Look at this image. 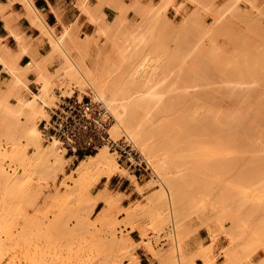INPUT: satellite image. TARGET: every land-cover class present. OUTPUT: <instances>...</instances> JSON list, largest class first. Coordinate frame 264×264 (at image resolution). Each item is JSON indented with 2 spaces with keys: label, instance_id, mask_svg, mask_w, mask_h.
I'll return each mask as SVG.
<instances>
[{
  "label": "rangeland",
  "instance_id": "374dc122",
  "mask_svg": "<svg viewBox=\"0 0 264 264\" xmlns=\"http://www.w3.org/2000/svg\"><path fill=\"white\" fill-rule=\"evenodd\" d=\"M231 1L232 0H160L159 2H154L151 0L145 2L134 0L135 3L133 1L129 2L132 5L131 7H129L130 4L128 3L129 5L123 4V7L121 8V11L123 13L122 18L125 25L127 23L142 25L141 30L143 28L145 29L143 30L144 33L142 32V35H147L145 33H148L147 38L152 37L155 34L156 36L159 35L158 37L161 38V35L162 37H164V34L166 33L167 35L165 34V37L163 39L161 38V40L162 42L165 41L163 43H166L169 40V48L171 46L174 47V44L178 41V39L179 43H181V39H184V44H180L182 48L187 46L188 44V48L190 45V49H195H193L194 53L197 51L200 52V50H198L199 47L197 48V51L195 48L197 46L196 43H198L197 41H199L198 45L200 47L202 45L208 47L210 42L208 43V38L205 36L207 34L206 30L208 29L211 32V29H213L209 36H211L212 33L215 32L213 33L214 35H212V39H215V41H209L212 42L210 46L213 43H216V50H218L217 56L212 55V53L209 51L211 53V57H209L208 59H204L201 57L204 60L202 61V64L203 62L208 60L206 61V63H204V66L202 65L203 67H200L197 64V60H202L197 55H194L192 57V55L190 54L191 60H189L190 55H186L184 59H188H186L185 61L183 59L182 62L178 60V62L176 61L174 55L172 56V50H169L168 52L157 51L155 53L148 54L150 55V60L149 63H146V66L148 68L153 67V69H155L156 71V79L154 80L155 82H152L151 87L152 90L157 93L156 97L160 102V107L159 104L157 105L158 108H164L166 106L165 109L176 108L188 109L191 111L194 109L193 112L195 111L196 116L199 112V114H204L205 108L206 110L216 109L217 111H224L227 109L226 111H233L234 114L235 112L236 114H239L237 110L234 109L240 108L239 112L250 110L249 112L246 111L247 113L244 114L242 112V117H245L244 121L246 118L247 119L245 121V124L244 121L241 122V125L239 124V126L242 127H240V129L239 127H236L237 125L235 126L233 124H231L233 128L230 125L224 127L220 125V127L222 128L218 126H216V128L210 126L206 129L210 130L211 128L213 130L209 131L210 134H213V132L216 133V136L214 138H212L211 136V141L214 139V143H209V147L212 146L211 148H213V150L209 149L208 154H210V156H213L210 157L208 154H200L195 157L201 163V166L202 164H205L207 166L204 165L202 166L204 168L200 167L194 170H184L182 168L183 163L181 165L178 163V170L180 171L178 172L179 174L183 172H185V174L189 173L190 175H192V177L194 176L197 179H202V181H207V185L209 186V192L204 194V191L201 193L202 190L200 189L201 191H199L198 187L196 186H192L193 190L195 191H193L191 188H188V191L191 192V195L189 194V197L185 195L187 198L180 200L179 203V212L184 216V220L181 221V224L177 222V219L179 218H177L178 216H175L176 210L175 208H172L170 206L166 194V205H163L161 214L159 215V213H156L153 210V204L151 203V201L158 193L157 189L161 188L162 186L160 184L161 182H159V179L157 178V180L156 177L155 180L157 181L154 180L156 184H150L151 180L149 181V179H151L155 175L154 172L141 177H136L133 171L128 170L122 165H118L119 170L121 169L119 171L120 174L118 173L116 175H112L110 178L103 177L94 184L91 183L92 185L90 184V182H93V180L95 179V175H91V177H89L90 179L88 178V184L91 185V190L87 196V189L83 186H80V177L75 170L80 160L86 159L87 155H92L96 151L87 153L85 154V156L80 155L78 158H76L65 154L64 150H62L64 152H60L59 150V152L62 153L64 157V163L62 162V169V166L60 165L55 170L48 171L41 168L42 163H39L37 166H35V161H33L34 167L31 168L30 163V167L26 170L24 169V165L22 164L23 161H21V159H18L16 155L13 154L12 142L10 141V139H6L1 136L0 151L2 166L4 167L7 175H11L9 176V178H14V175H16L17 181L20 183L16 184L17 188H15L16 186L14 187L15 189L13 188L14 192H12L15 195H13L11 191L10 193L12 195H7L6 193H4V190L0 189V246H2V249L0 248V264H142L140 256L138 255L139 250H144L147 254H149L150 260L148 264H195V260L200 257V253H203L205 256L207 255L208 257H206L207 259H209V262L211 264H222L220 262H223V260L225 259L224 251L228 249L229 246H231L229 248L236 247L239 244H243L242 239L243 241L247 240L246 238H243L242 235H239L240 231L239 233L234 232L235 228L233 226V219L231 217H233L232 215H234L235 213L237 214V217L240 219V221L243 222V229L241 232L253 233L256 231L258 237L254 241H246L247 245L250 246V248H252L253 250V256L251 255V259L244 264H264V182H262L264 181V171L259 172V168L261 165L262 166L260 169L264 170V168H262L264 167V157H262L264 156V129H262L264 128V124H262L264 123V118L260 119V117H264V114H260L261 111V113H264V103H262L264 102V98H259L260 94L262 97H264V71L261 70L264 69V62H261L262 60H264V53L261 54V51H264L261 49V47H264V5H262L264 4V0H238L233 4H231ZM228 5H231V9L232 7H235V9L229 11V9H227ZM135 6H137V8L139 7L140 9L138 8V10H135ZM79 7L83 12H86L89 15L88 19L93 23V28L89 29L87 32L76 31V29H74V26L68 29L71 31L70 33L74 34V36H76L75 34H77L76 37L79 39V41L80 36H84L88 41H91L97 29L94 18L95 16H97L96 18H98L99 14L97 11L91 13L87 6L82 7V5H79ZM115 7L117 9V14L119 11L118 6ZM129 10L132 13L131 15L126 16V13H128ZM114 18L109 21L104 19L107 27H112L111 23L113 22ZM142 19L144 20V22ZM126 20L128 21L127 23ZM185 20L188 21H186L187 25H185ZM140 22L143 23L140 24ZM230 22H233V25L231 24L232 26L230 25ZM194 24L196 25L194 26ZM220 24L224 27V29ZM125 25L121 27L120 30L124 31ZM200 25H202V29ZM39 26L42 29V34L47 37L52 48V40L50 42V33L53 31L52 33H54L55 36L58 37L62 35L63 31L58 34L56 30H54V28H46L42 25ZM184 26L186 27L185 32L187 33L192 31L193 29V31L190 32L191 34L188 33L189 35H183L182 31L185 28ZM221 27L224 31L220 30ZM187 29L189 31H187ZM225 29L228 31L226 32ZM232 30L235 32L234 34ZM198 31L202 32L199 33ZM230 31L231 35H229ZM223 32H226V34H224ZM192 33H196L198 36H201V39L197 40L199 38L195 37L194 40ZM239 33L244 34L245 36L240 37L242 38V41L240 39V41L237 40L239 36H241V34L238 35ZM107 34L105 35L104 40L100 42L101 50L106 54L108 53V41L112 40L113 38L117 39L119 37V34L114 35L115 33H112V31L107 32ZM217 34H220L219 37H217ZM225 35L226 37H224ZM214 36H216L217 38H214ZM228 36H230L231 39ZM203 37H205L204 42L206 45L204 43H200L201 41H203ZM233 37L234 39H232ZM191 39L193 40V42ZM244 39H246L245 44L243 43ZM250 42L251 44H249ZM247 43L249 45L248 49H246ZM243 44L245 45V47ZM204 46H202V49H206ZM173 47H171L170 49H173ZM211 48L215 50L213 46ZM219 48L221 51L219 50ZM258 48H260L261 50H258ZM208 49L210 50V48ZM219 51L222 53V56L219 55ZM258 51H260V54ZM122 53V57L113 54L109 57V59L105 60L106 62H100L98 65L100 70L103 69L105 71L107 79L110 83L121 82L122 76L125 75L126 71L128 70L127 62L131 59L129 56L130 50H125ZM210 53L208 54L210 55ZM73 55L75 54L73 53ZM213 56L215 59L213 58ZM218 56L222 57V59L221 57H219L220 61L222 60L221 62L219 61ZM58 57L59 56H56L57 59ZM59 58L61 60H58L63 62V57L60 56ZM153 59L155 62L153 61ZM194 59H196V61ZM209 59H211V61ZM223 60H225L228 64ZM209 61L210 63H208ZM194 62L200 67H196L200 70V73H198V75L195 74L199 72L198 69H195L197 70L196 72L194 71L195 73L191 72L192 70L190 71V69L194 67ZM212 62H214V64ZM153 63H155V65H157L158 67ZM187 63L188 65L190 64V66H188ZM60 64L61 63L59 62V65ZM87 64L90 66L89 61ZM199 64H201V61L199 62ZM173 65L175 66V69L173 68ZM58 66L56 67L57 69ZM166 67L169 71L166 69ZM170 68H172L173 71L175 70V72H173ZM206 68L208 70H206ZM226 68H228V70ZM57 69H54L53 73L55 71L57 72ZM106 69H114V72L106 71ZM163 69L165 72L163 71ZM124 70L126 71L124 72ZM208 71L211 73H209ZM53 73H49L51 75H49V79L47 80L49 83H46V90L48 94L50 93L49 101L51 105L49 104L48 106V117H46L45 119L49 118L51 108L54 107L56 105V102L59 101V96H66L70 92L78 93V95L81 96V94L83 95L87 91L92 90V88L88 86L82 88L80 87V85L76 84V81L74 84L72 80L71 81L73 83L71 82V84L73 86H70V79L64 76V80L60 79L59 81V77H62L60 75L58 78L56 77V75V78L53 79L52 82V78H54L52 77ZM220 73H222L224 76L221 77L222 74ZM160 74L162 76H160ZM200 76L206 79H201ZM226 76H228V79L226 78L227 80L225 79ZM10 78H12V76H10ZM25 80L28 85V79ZM162 80L163 82H161ZM8 81L9 80L3 83L4 88L5 84ZM36 82L38 84L37 91L33 92L30 89L27 90V88L25 87H22L20 89V93L24 99H32L33 93L41 92V90L45 87L44 83L41 84L37 80ZM74 85H77V87H74ZM169 85L171 86L169 87ZM4 88H2L0 83V90H3ZM167 88L169 89L167 90ZM177 90L179 91V93ZM100 95L105 99L106 95H103L102 93H100ZM252 95L254 98L252 97ZM255 98H259L261 99V101H259V99H256V102H254ZM220 99L221 101H223L221 102ZM9 101L11 103H14L16 101L15 97H13L12 95L9 96ZM226 101L227 104L224 103ZM229 101L233 104L231 107V103ZM177 104L180 106V108ZM193 104H195V107ZM240 104L242 105L240 106ZM202 105L205 107H203ZM227 105H229V110ZM254 112L256 115H254ZM1 115H3V109H0V116ZM251 119L253 121H251ZM23 121H25L24 117L21 118L20 122L23 123ZM242 123L245 127H243ZM194 129L195 128L192 127L190 131L192 132L193 130L192 133L195 137L193 139L198 140L200 137L197 135H199V130L201 128L198 129L197 126V128L195 129H198L199 133H197L198 131H196L195 133ZM218 129H220V131ZM230 129H236L238 133L241 131H246V136L249 137L246 140V137H244L243 135V140L247 141V143L242 139V143H240L241 140L239 139V142H237V137H235L236 131L234 132L232 130L233 133H235L233 135L236 138L234 139V142V140H232L233 136L232 133H230ZM250 129H252V131ZM225 130H229V133ZM201 131L203 130L201 129ZM222 131L224 133L226 132L227 136H232V139H230L229 137L228 139L232 140L233 143L230 142V144H228L227 142L230 148H232L231 146L233 145L235 147L237 145V148L239 151L241 150V153L243 151L245 152L242 153L244 155H242L243 157H241V159L238 155L241 153L236 152L238 151L236 148H232L237 154V157L239 156L237 158L238 162L236 161L232 163V165L234 164L232 167L227 166L228 163L225 161L226 159H220V154L218 155L217 153H215V151L219 150V147H223V145H225L227 141V138L224 139L225 137L223 138V135L220 134H223ZM122 132L123 131L120 130V135L118 136V138L125 134V132ZM250 132L252 136L251 134H249ZM240 134H238V138H241ZM226 135L224 134V136ZM218 136L220 138L222 137V139L226 141H220V138H217ZM40 139L42 140L41 142L43 145L49 144L48 142H45L43 140L41 134ZM217 139H219V142H215L217 141ZM206 140L207 141L205 142V144L210 141L208 139ZM238 143L242 145V149L241 147H239L240 145H238ZM182 145L185 147L183 143ZM17 146L21 150L23 148L26 149V158H28L29 156L28 160L31 159L32 155L35 154L34 152H36V149L32 144L27 145L24 141H21L19 144H17ZM205 146L209 148L208 144H206ZM243 146L246 151L244 150ZM106 150L110 152L107 147ZM112 156L116 160L115 155L112 154ZM256 156L260 159L261 162L256 158ZM147 160L153 167L152 161L149 159ZM191 160L194 161V158H192ZM49 161H53L51 157ZM177 161L184 162V160L180 157ZM258 161L260 165H257ZM248 162L249 164H247ZM241 163L243 166L245 165V167L240 165ZM236 166L238 169L236 168ZM240 166H242L243 171L246 170L243 168H246V166L249 167L248 169H250L249 172L251 173H248V175H250V180H254L255 182L252 181L253 186H249L250 189H246L245 183L243 185L242 183H239L245 188V190L242 189L243 192H240L242 187L239 186V188L241 187L239 191L240 193L237 194V191L235 192L233 190L234 192H231L229 194V183H231L230 186L232 188V186L235 187V185H233L236 183L235 181H243V176L245 173L243 174V178L241 179L240 177L243 172L239 173V171L241 172ZM250 166L252 167V169ZM256 170L259 172V174L256 173ZM224 171H226L227 174ZM251 174L254 175L253 179ZM248 175L246 173V177ZM133 177H135L134 180L136 178L137 179L134 181L132 180ZM131 180L135 183L138 182V185H134L135 183H133ZM247 181L248 180H246V183ZM256 183L258 184L256 185ZM104 186H106L108 197L113 200V205L110 208V224H107L105 221H103V213L109 209L108 205L99 202L95 206L94 210L90 211L91 205L95 198L94 196H97L99 193H101L104 189ZM137 188L142 189V191H137ZM235 194H237L238 196ZM244 194L248 196L244 197ZM8 196L11 197V199ZM222 199L226 200L223 201ZM236 200L237 202H235ZM227 201H230V204ZM160 217H163V219ZM171 226H173V228ZM172 231H174V235L171 233ZM199 234L206 235V238L201 239L199 237V241L197 242V251L194 253H190V241L193 237H195L196 235L198 236ZM229 235L232 237L233 241H231V237H229ZM240 236L242 239L237 240L238 238H240ZM162 239H165V241L162 242ZM114 240L125 244V247L122 248L121 252L117 256L113 254L115 246L113 242ZM235 241L236 246H232V242L234 243L233 245H235ZM127 248L129 249L128 251ZM202 263L205 264V261L203 259Z\"/></svg>",
  "mask_w": 264,
  "mask_h": 264
},
{
  "label": "bare ground",
  "instance_id": "6f19581e",
  "mask_svg": "<svg viewBox=\"0 0 264 264\" xmlns=\"http://www.w3.org/2000/svg\"><path fill=\"white\" fill-rule=\"evenodd\" d=\"M22 1H24L26 3L25 0H22ZM116 1L118 2V0H116ZM132 1L134 2V0H132ZM237 1L238 0H232L231 4H233V3L237 2ZM30 3L31 2H29V4ZM117 5H115V6H117ZM122 5L123 4L119 3V6H120V7L118 6V10L119 11L116 14L113 22L111 23L112 27H107L106 26L105 20H104L105 14H104L103 11H101V13H99L100 15L98 16V18H96L97 16L94 15L95 18H96V19L94 18V22L97 25V29H96L95 34L93 33L94 36L92 37L91 41H88L84 36H80V41H79V39L76 37L77 34H75L76 36H74V34L70 33L71 31L68 28H65L63 30L62 35H60L58 37H56L55 34L52 33L53 31L51 30L52 32L50 31L51 32L50 33L51 34L50 42L52 40V49H51V51L49 53H47V55L44 57V59L42 58L43 61H41V63H39V62L35 63L33 61V63H29V64L24 65V66H20V65L17 64V61L19 59L18 57H20V55L23 52V50H19L21 52H18V53H13V52H9V51L0 52V62L4 65V68L8 71L10 76H12V78H10L9 81L5 84V88L3 90L2 89L0 90L1 91L0 92V109H3V115L0 116V137L3 136L6 139H10V141L12 142L13 154L16 155V157L18 159H21V161H23L22 164L24 165V169H26V170L30 167V163H31V168L34 167L33 161H35V166H37L39 163H42L41 168L42 169H46L48 171L55 170L60 165L62 166L61 169L63 168V163H64L63 162L64 161L63 158L64 157H63V154L60 153L61 151L59 152L57 143L55 141H53V142H50L49 144L43 145L42 142H41L42 140L40 139V134L41 133H39V129H38L39 123L42 120H44L46 117H48L47 112H48V106L50 104V101H49L50 100L49 99L50 98V93L48 94V92L46 90L47 89L46 83L48 82L47 80L49 79V75L50 74L47 71L46 65H47V63H52V61L56 58V56H59V57L61 56V57H63L62 60L63 59L64 60H63V62L59 61L61 64L58 66V69L55 68V69H57V72L55 71L56 74H55V72L53 73L52 77H54V78L51 77L52 78V82H53V79H55L56 77L58 78L59 75H60L62 77H59V81H60V79L64 80L63 78L66 77V78L70 79L69 80L70 86H73L71 84L72 81L74 82V84H75V81H76V84L80 85V87H82V88L87 87V86L91 87L92 90L97 95H99L100 97H102L100 95V93H102L103 95H106L107 98L106 97H105V99L103 97L102 98L106 101V104H107L109 110L111 111V113L113 114L114 119H115V122L112 124V126L110 128V131H109L111 137L113 139H118V136L120 135V130L125 132V134L127 136H129L133 140V142L135 143L136 147L141 151V153H143L145 158L151 160L152 163H153V167L152 166L151 167H152L153 172H154L155 175L153 176L154 178L152 177L151 179H149V181L151 180L150 184H153V185L156 184L155 181H157L158 179H159V182H161L160 183L162 185L161 188L157 189L158 193L154 196L153 200L151 201V203L153 204V210L156 213H159V215L161 214V212H162L161 210L163 208V205L166 203V195H167L170 206L172 208H175V210H176L175 216L176 217L178 216L177 218H179V219H177L178 220L177 222H179V224H181V221L184 220V216L179 212V203H180V200L187 198L186 196L189 197V194L191 192L188 191V188L189 189L191 188L193 190L192 186L193 187L196 186V187H198L199 191L202 190L201 193L204 191L203 192V194H204V193H208L209 192V190H208L209 186L207 185V181H205V180L202 181V179H197L194 176H193L194 177L193 178L192 175H190L189 173L185 174V172H183V173L179 174L178 172H180V171L178 170L179 169L178 168V163L180 165L183 163L182 168L184 170H188V169L194 170V169H197V168H200V167L204 166L205 164H202V166H201V163L198 161V159L195 156L200 155V154H208L209 149L213 150V148H211L212 146L209 147V143L213 144L214 143V139L212 140L213 142L211 141V139L216 136L215 132H213V134L209 133V131L212 130L211 128H210V130H206V129L209 128L210 126H213L215 128H216V126L220 127V125L222 127L227 126V125L228 126L229 125L232 126L231 124H233L235 126L237 125L236 127H239V129H240L241 126H239V124L241 125V122H243L244 118H245V117H242V115L244 113L249 112L250 110H248V111L245 110V112H243V111L239 112L240 108H238V109H234V110H237V112L239 114H236V112L234 114L233 111L232 112L226 111L227 109L224 110V111H222V110L217 111L216 109H207L206 110V108H205L204 114L203 113L199 114L200 113L199 112L198 113L199 115L197 114V116H198L197 117L195 111L193 112L194 109L192 111L188 110V109H176V108L175 109H172V108L171 109L170 108L169 109H165L166 106L164 108H158L157 105L160 102H159V100L156 97L157 93L155 91H153L152 87H151L152 82L156 79L155 78L156 77V75H155L156 71H155V69H153V67H151V68L149 67L148 68L146 66V63L147 62L149 63V60H150V57H149L150 55H148V54L149 53H155L157 51H162V52H166L167 51L168 52L169 50L170 51L172 50L173 52L171 54H172V56L174 55L176 61L179 60L180 62H182L183 59L185 58V56L186 55H190V54L192 55V57L194 55L195 56L197 55L200 58L202 57L204 59H206V58L208 59L209 57H211V53L214 56H217V53H218V50H216L217 47L215 46L216 43L215 44L213 43L210 46V44L213 42V40L215 41V39H212V35H214L213 33H215V32H213L212 35L209 36L213 29H211V32L208 29H207L208 31L205 29L206 33L208 34L207 35L204 32L206 34L205 36L208 38V43L209 42L210 43H209L208 47H205L204 45H202V46H204L208 51L206 49H204V48L202 49V46L200 47L198 45L199 41H197L198 43L195 42L197 44V46L195 48H196V51H197V48L199 47L198 50H200V52L197 51V52L194 53L193 52L194 48L190 49V45H189V48H188V44H187V46L183 47L184 48L183 49L182 46H180V44L181 45L184 44V39H181V43H179V39H178V41L174 44V47L171 46V47H173V49H170L171 47L169 48V45H168L169 40L166 43H163L165 41L162 42V40H161V38L163 39L165 37V34H166L165 32H164L165 33L164 37H162V35H161V38H160V37H158L159 35L156 36V34H155L152 37L147 38L148 33H145L147 35H142L143 30H145L144 28L141 30L142 25H136L134 23H127L128 22L127 20H126L127 24L125 25V23L123 22V18H122L123 17V13L121 11L122 10L121 8L123 7ZM262 5H264V4H262ZM100 6L101 5L98 4L97 9H101ZM131 6L132 5L130 4L129 7H131ZM138 6H139V4H138ZM230 6L231 5H228V7H227V9H229V11L235 9V7H232V9H231ZM124 7H126V6H124ZM135 7L137 8V6H135ZM136 8H135V10H138L139 7L137 9ZM32 9L34 11H37V10L34 9V7ZM37 12H39V11H37ZM102 15H104V16H102ZM199 17H200V15H199ZM193 18H194V16H193ZM186 19H188V18H186ZM190 20H192V19H190ZM186 21L187 20H185V25H187V22H188V21L187 22ZM143 22H144V20H143ZM122 23H124V24H122ZM142 23L140 22V24H142ZM232 23L233 22H230V25ZM202 24H203V22H202ZM124 25H125V27H124L125 29L123 28L124 31L120 30V28L123 27ZM190 25H192V24H190ZM195 25L196 24H194V26ZM204 25H205V23H204ZM200 26H201V29H202V25H200ZM45 27L46 28H51V27H49L47 25ZM151 27H153V26H151ZM222 27H221L220 30L224 31L223 30L224 27H223V29H222ZM185 29H186V27L184 28V30L182 29L183 30L182 31L183 35L184 34L189 35L188 33L193 31V29H192V31L187 33V32H185ZM176 30H177V28H176ZM233 30H235V29H233ZM233 30H232V32L234 34L235 32ZM76 31H78V30H76ZM110 31H112V33L114 32L115 33L114 35H118L119 34V37L117 39L113 38L112 40H110V38H109L110 41H108V44H107L108 53L106 54V53L102 52L101 46H100L101 45L100 42L102 40H104L105 35L107 34V32H110ZM187 31H189V30L187 29ZM227 31L228 30H226V32ZM200 32H202V31H200ZM226 32H223V33L226 34ZM229 33H230L229 35H231V31ZM236 33H238V32H236ZM195 34H193L194 38L193 37L192 38L195 40V37H197L199 39H197V38L196 39L200 40L201 36H198L197 34L196 35ZM220 34H217L218 36L217 35L216 36L219 37ZM240 34L241 33H239L238 35H240ZM216 36H214V38ZM224 37H226V35ZM228 37L231 39L230 36H228ZM240 37H245V36H244V34H241V36H239V38L237 36L238 39L237 38L236 39L237 40L240 39L242 41V38H240ZM204 39H205V37H203V41H201L200 43H204L205 44ZM232 39H234V37ZM209 40H212V42L209 41ZM245 41H246V39H244V42H243L244 44L246 43ZM189 42H190V40H189ZM192 42H193V40H192ZM235 42H237V41H235ZM162 44H164V45H162ZM191 44H193V43H191ZM249 44H251V42ZM194 46H195V44H194ZM212 46H213V48L216 47V48H214L216 51L211 48ZM244 47H245V45H244ZM246 47H247L246 49H248V47H249L248 43H247ZM251 47H252V45H251ZM208 48H210V50ZM20 49H22V48H20ZM261 49L264 50V47H261ZM261 49L258 48V50H261ZM125 50H130L129 56H130L131 59L127 62L128 70L127 71L124 70V72L126 71V73H125V75L122 76L121 82H119V83H110L108 81V79H107V75L105 74V71L103 69L100 70L98 65H99L100 62L102 63L103 61L109 59V57L112 56L113 54L122 57V55H123L122 52L125 51ZM219 50H220V48H219ZM191 51L193 52V54H192ZM220 51H219V55L222 56V53ZM258 52L260 54V51H258ZM73 53L75 55H73ZM173 53H175V54H173ZM208 53H210V55ZM262 53H264V51H261V54ZM191 55L189 56V60H191V58H190ZM214 56H213V58H214ZM221 56H218L219 61H220L219 57H221ZM33 57H34V55H33ZM59 57H58V59H60ZM186 59H188V58H186ZM186 59H184V61ZM211 59H209V60L211 61ZM221 59H222V57H221ZM194 60L196 61V59H194ZM88 61L90 62V66L87 64ZM153 61H154V59H153ZM200 61H201V64H199ZM200 61L197 60V62H198L197 64L201 67L202 65L204 66L205 65L204 63H206V61H208V60L203 62V64H202V61H204V60L202 59ZM210 61L208 63H210ZM223 61H225V60H223ZM165 62H167V61H165ZM257 62H258V60H257ZM261 62H264V60H262ZM107 63H108V61H107ZM158 63H160V62H158ZM212 63L214 64V62H212ZM245 63H248V62H245ZM153 64L155 65V63H153ZM183 64H185V63H183ZM191 64H192V62H191ZM195 64L196 63L194 62L193 66L195 68L192 66L193 68L190 69V71L192 70L191 72H194V71L196 72L197 71L195 69H198L196 67H199V66L197 64H196L197 65L196 66ZM223 64H225V63H223ZM177 65H179V64H177ZM187 65H188V63H187ZM215 65H216V63H215ZM155 66H157V65H155ZM188 66H190V64ZM169 67H171V66H169ZM174 67L175 66L173 65V68ZM208 67H209V64H208ZM223 67H225V66H223ZM5 69H4V71H5ZM109 69H110V67H109ZM164 69H165V67H164ZM164 69H163V71H164ZM166 69H167V67H166ZM170 69H172V68H170ZM176 69H177V67H176ZM226 69L228 70V68H226ZM31 70H34L35 72L38 73L37 81H39L41 84L44 83L45 87L41 90V92L33 93V98L32 99H24L23 96L20 93V89L22 87H25L28 90V85H27V82H26L25 79H27L26 75ZM112 70L106 69V71L114 72V69H112ZM206 70H208V69L206 68ZM243 70H244V68H243ZM243 70H241V71H243ZM261 70L264 71V69H261ZM172 71H173V69H172ZM198 71L199 72H197V73L194 72V73L198 75V73H200V70L198 69ZM173 72H175V70ZM178 73H179V71H178ZM178 73H176V74H178ZM204 73H205V71H204ZM209 73H211V72H209ZM224 73H227V72H224ZM220 74H222V73H220ZM160 76H162V75L160 74ZM222 76H224V75L222 74L221 77ZM200 77H201V79L203 78L202 76H200ZM227 77L228 76H226L225 79ZM66 78H65V80H66ZM62 80H61V82H62ZM161 82H163V80ZM77 85H74V87L75 86L77 87ZM170 86L171 85H169V87ZM82 88H81V90H82ZM168 89L169 88H167V90ZM72 90H73V88H72ZM78 90H80V89H78ZM163 90H164V88H163ZM163 90H160V91H163ZM172 91H174V90H172ZM70 93H72V92H70ZM70 93H68L66 96H71L73 94V93L72 94H70ZM160 93H158V94H160ZM178 93H179V91H178ZM181 93H183V92H181ZM181 93H180V95H181ZM11 95L13 97H15L16 101L14 103H11L9 101V96H11ZM160 95H162V94H160ZM177 96H179V95H177ZM252 97H253V95H252ZM259 98H264V97H262L261 94H260ZM259 98H255L254 102H256V99H259ZM225 99H226V97H225ZM229 99H232V98H229ZM244 99H243V101H244ZM220 101H221V99H220ZM227 101L224 102V103L227 104ZM259 101H261V99H259ZM198 102H199V100H198ZM204 102H206V101H204ZM215 102H217V101H215ZM181 103H183V102H181ZM181 103H179V104H181ZM262 103H264V102H262ZM190 104H191V101H190ZM193 105L195 107V104H193ZM232 105L233 104L231 103L230 107ZM237 105H238V103H237ZM241 105L242 104H240V106ZM217 106H218V104H217ZM227 106H228V110H229V105H227ZM159 107H160V104H159ZM203 107H205V106H203ZM179 108H180V106H179ZM232 108H234V107H232ZM202 109H204V108H202ZM200 110H201V108H200ZM242 112H243V114H242ZM261 112H260V114H264V113H261ZM254 115H256L255 112H254ZM22 117L25 118V121H23V123H21L22 121L20 122ZM261 118H264V117H260V119ZM246 119H245V121H246ZM245 121H244V124H245ZM251 121H253V120L251 119ZM244 124L242 123L243 127H245ZM262 124H264V123H262ZM247 125H248V122H247ZM197 126H198V129L201 128L203 131H201V129H200L199 130L200 133H199L198 129L195 130L197 128ZM235 126H234V128H235ZM192 127L195 128L194 129L195 133H196V131H198L197 133H199V135L196 134L197 136L200 137V138L198 137L199 138L198 140L193 139V138H195L193 136V133H192L193 130H192V132L190 131L192 129ZM222 127H220V128H222ZM232 128H233V126H232ZM236 129H238V128H236ZM236 129H234V130L230 129V133H232L233 137L230 134H229L230 137L226 135V132H228L229 130H225L226 131L225 133L222 131L223 134L220 133L221 135H223V138L225 137L224 139L227 138L226 139L227 141L222 139V137L220 138L219 136L217 138H220V141L221 140L224 141V142L226 141V144H225L226 147H225V145H223L224 148L222 146L219 147V150L221 148H223V149H221L222 151L221 150L219 151L217 149H216L217 151H215V153H217L218 155L220 154L219 156L222 157V158L220 157V159H226L225 161L228 163L227 166H231V167L234 165V164L232 165V163L236 162L237 158L239 156H240L239 158H241V157H243L242 155H244V154H242L244 151L241 153L240 152L241 150L240 151L238 150V148H237L238 146L237 145H236V147L234 145H233L234 147L231 146L232 143H233L232 140L236 139L235 137H237V142H239L238 139L239 140H241V139L243 140V135H244V137H246V140L249 137V136H246L247 135L245 133L246 131H241L242 130L241 129L240 130L241 132L238 133V131H236ZM262 129H264V128H262ZM218 130L220 131V129H218ZM232 130L234 132L236 131V136L235 137L233 135L235 133H233ZM250 130L252 131V129H250ZM242 132H243V134H242ZM237 133L238 134L241 133L240 134L241 138H238L239 135ZM224 134L226 136H224ZM249 134H251V132ZM211 136H212V138H211ZM251 136H252V134H251ZM228 137L230 139H232V138L233 139L230 140V139H228ZM206 139L210 140V141H208L206 143V144H208L209 148H207L205 146L206 145L205 142L207 141ZM218 140L219 139H217V141H215V142H219ZM242 140H241L240 143H242ZM21 141L26 142L27 145H31L32 144L35 147V149H36V152H34L35 154H33L32 157L30 156L31 159H29V160H28L29 156H28V158H26V149L23 148L21 150L17 146V144H19ZM243 141H245V140H243ZM227 142H228V144H230V142H232L230 146L233 149L236 148L238 150L236 152L241 153V154H238L239 155L238 157H237V154L234 152V150L228 146ZM234 142H235V140H234ZM245 142L247 143V141H245ZM182 143L185 145V147L182 145ZM220 145H221V143H220ZM238 145H240V144L238 143ZM241 146L242 145H240L239 147H241ZM243 148H244V146H243ZM246 148H247V146H246ZM241 149H242V147H241ZM214 150H215V146H214ZM244 150H245V148H244ZM62 152H64V151H62ZM208 155L210 156V154H208ZM212 156H210V157H212ZM253 156H252V158H253ZM50 157L53 160L52 162L49 161ZM179 157L181 159H183L184 162L177 161ZM262 157H264V156H262ZM192 158H194V161L191 160ZM256 158H257V156H256ZM257 159L260 161L259 158H257ZM259 161L257 162L258 164L256 163L257 165H260ZM249 162L247 164H249ZM240 165H242V163ZM187 166L188 167L190 166V167L188 168ZM205 166H207V165H205ZM242 166H240L241 172L239 171V173L243 172L242 175L240 174L241 175V177H240L241 179L244 177L243 181H240V182L239 181H235L236 183L237 182L238 183L237 184L236 183L235 184L232 183L233 185H235V187L232 186V188L230 186L231 183H229V187H230L228 189L229 194L231 192L233 193L234 191L235 192L237 191V194L240 193V192H243L242 189L245 190V188L242 186L244 183L246 185L245 186L246 189H248L249 186H253L252 184H253V182H255L254 180H250V177H249L250 175H248V173L249 174L251 173V172H249L250 171V169H248L249 167L246 166V168H243V169H246L247 171L246 170L243 171L242 170ZM261 166H260V168H261ZM231 167H229V168H231ZM243 167H245V165ZM202 168H204V167H202ZM236 168H237V166H236ZM260 168H259V172L260 171H264V170H261ZM262 168H264V167H262ZM251 169H252V167H251ZM120 170L118 168V163L116 162L115 158L112 156V153L108 152L106 150L105 146H102L94 154L87 155L86 159L80 160V162H79V164H78V166H77L75 171L80 177V186H83L84 188L87 189V191H86L87 193L86 194L88 196V193L91 190V185L92 184H94L95 182L99 181L103 177L110 178L112 175H116L118 173L120 174V172H119ZM253 171H255V170H253ZM253 171H252V173H253ZM224 172L227 174L228 170H227V172L226 171H224ZM259 172L256 170V173L259 174ZM191 173H195V172H191ZM246 173L248 175L247 177H246ZM126 174H124V175H126ZM243 174H244V176H243ZM91 175H95V179L93 180V182H90V184L92 183L90 185V184H88V178L91 177ZM9 176H11V175H7V173L4 170V167L2 166V163H1V151H0V189L4 190V193H6L7 195H12L10 193V191L12 192L15 188H17L16 184L17 183L19 184L20 182L17 181L16 175H14L15 176L14 178L13 177L9 178ZM253 176L254 175H252V179L254 178ZM155 177H156V179L157 178L158 179L155 180ZM134 178L135 177H133L132 180H134ZM18 180H19V178H18ZM246 180H248L247 183H246ZM259 180H261V179H259ZM134 181H132V182L135 183ZM262 182H264V181H262ZM136 183L134 185H138V182H136ZM239 183H242V185L239 184ZM257 184L258 183H256V185ZM190 185H191V187H190ZM239 186L242 187V188L240 187L241 191H240ZM226 188H225V190H226ZM106 190H107L106 186H104V189L102 190V192L99 193L97 196H94L95 198H94V201H93V203L91 205L90 211H93L95 206L99 202L108 205L109 209L106 212L103 213V221H105L107 224H110L111 223V220H110V208L113 205V200L108 197ZM136 190L139 191V192L142 191V189H140V188H137ZM193 191H195V190H193ZM0 192H1V190H0ZM237 194H235V195H237ZM13 195H15V194L13 193ZM245 196H246V194H244V197ZM3 197H4V195H3ZM9 198L11 199V197H9ZM192 198H193V196H192ZM224 200H226V199H224ZM228 200H230V199H228ZM235 202H237V200ZM232 216L233 217H231V218L233 219V226L235 228L234 229L235 233H237V232L239 233V231H240L239 235H242L243 238H246L247 242L254 241L255 239L258 238L257 234H256V231L253 232V233H246V232L242 233L241 231L243 229V226H242L243 222L240 221V219L237 217L236 213L234 215H232ZM160 218L163 219V217H160ZM174 221H175V219H174ZM178 226H180V225H178ZM239 235H238V237H239ZM229 237H231V236L229 235ZM239 239H242L241 236L237 240H239ZM231 241H233L232 237H231ZM236 241H235V245H233L234 243L232 242V246H236ZM246 241H243V239H242L243 244L242 245L239 244L238 245L239 248H238V246L229 248V247H231V246H229L228 249H226L224 251L225 252L224 253L225 259L223 260V262H220V263H222V264H244V263H247V261L251 259L250 258L251 255L253 256V250H252V248H250V246L247 245ZM113 242L115 244L113 254L115 256H117L121 252L122 248L125 247V244L121 243V242H117L116 240H114ZM1 247L2 246H0V248ZM128 250L129 249L127 248V251ZM206 256L203 253H200V257L205 261V264H211L209 262V259H207L208 256L207 257ZM37 264H40V263H37Z\"/></svg>",
  "mask_w": 264,
  "mask_h": 264
},
{
  "label": "crops",
  "instance_id": "0c3cea01",
  "mask_svg": "<svg viewBox=\"0 0 264 264\" xmlns=\"http://www.w3.org/2000/svg\"><path fill=\"white\" fill-rule=\"evenodd\" d=\"M0 0V52H21L18 57L17 64L20 66L29 63H41L42 58L51 51V45L46 36L42 34L39 25L54 28L60 34L64 28L75 27L79 32H87L93 28V23L88 19L89 15L83 12L79 5L88 7L92 13L97 11L104 12V19L109 21L116 15L117 9L115 5L128 4L132 0ZM110 1V2H109ZM120 1V2H119ZM151 1V0H140ZM159 2L160 0H152ZM29 2H31L29 4ZM110 3V4H109ZM113 3V4H112ZM116 3V4H115ZM25 4V5H24ZM100 4L101 9H97ZM109 4V5H108ZM32 5V6H31ZM34 7V11L32 8ZM129 10L126 16L131 15ZM100 15V14H99ZM73 25V26H72ZM22 48V49H20ZM25 51V52H24ZM34 55V57H33ZM54 62V63H53ZM59 65V60L55 58L52 63H47L48 73H53L54 69ZM0 62V83L4 88L5 81L10 79V74ZM7 71V72H6ZM28 79V89L37 91L38 73L31 70L26 75ZM205 239L206 235L199 234L190 241V253L197 251V242ZM138 255L142 264H148L150 260L149 254L144 250H139ZM256 257V256H255ZM257 258V257H256ZM195 264H203L202 259L198 257Z\"/></svg>",
  "mask_w": 264,
  "mask_h": 264
},
{
  "label": "built area",
  "instance_id": "2783aa9c",
  "mask_svg": "<svg viewBox=\"0 0 264 264\" xmlns=\"http://www.w3.org/2000/svg\"><path fill=\"white\" fill-rule=\"evenodd\" d=\"M114 122L106 101L89 90L81 96H59L49 118L40 122L39 130L45 142L55 141L58 149L69 156L78 158L105 146L115 155L118 165L133 171L136 177L153 173L150 162L129 136L111 137ZM171 233L174 235V231Z\"/></svg>",
  "mask_w": 264,
  "mask_h": 264
}]
</instances>
